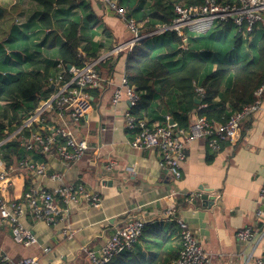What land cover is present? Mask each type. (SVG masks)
<instances>
[{
  "label": "crops",
  "instance_id": "crops-1",
  "mask_svg": "<svg viewBox=\"0 0 264 264\" xmlns=\"http://www.w3.org/2000/svg\"><path fill=\"white\" fill-rule=\"evenodd\" d=\"M154 2L146 0L145 12L155 9ZM83 3L92 7L88 8V14L94 13L93 22L84 21L86 14L82 8L70 10L62 6L56 15L58 20L80 21L81 49L91 42L90 52L98 56L110 51L116 43L131 38L125 21L108 11L102 0H84ZM41 14L42 7L33 0H0V56L2 48H6L13 58L21 57L26 62L36 59L40 64L34 66V70L59 60V47L66 41L65 29L48 41L52 46L42 45L49 30L41 24ZM259 24L256 36L264 32V20ZM195 38L193 36L191 42L194 47L197 45ZM202 50L203 55L206 49ZM163 52L166 53L161 49L160 53ZM119 55L111 59V64L116 62L114 71L109 74L113 84L93 90V107L81 120L79 138L86 139L91 146L85 155L79 161L66 162L56 147L48 153L36 147L26 158L47 166L46 173L39 175L35 184L52 190L63 183H81L89 193L100 195V202L94 205L81 199L71 206L62 203L64 219L56 224L39 219L27 207L21 215V223L38 236L39 242L31 246L17 242L11 226L0 219V243L14 259L37 256L43 264H92L86 251L101 249L126 214L141 207L149 219H160L149 229L161 230L167 235L164 239H156L146 232L135 246L132 258L138 264H147L153 255L163 253L162 261L172 264L175 257L171 254L175 255L182 246L181 229L177 221L163 218L168 206L174 204L177 216L202 243L212 264H257L259 259H264V220L257 216L264 183V96L261 108L244 122L242 136L236 143L225 142L219 151L211 150L205 139L189 143L182 176L174 180L162 168L158 152L133 145L134 133L127 129L125 120V113L130 109L126 93L123 92L117 104L112 101L113 91L121 85L126 73L127 54ZM105 66L101 68L107 76ZM231 85L227 80L225 88ZM169 99L171 103L167 105ZM178 99L175 92L165 98L156 97L144 112L148 125H166V116L173 108L178 109ZM228 105L229 102L219 95L208 108L213 110ZM202 107L205 105L189 113L190 122L199 117ZM18 172L24 177L14 174L3 183L0 181V200L20 201L32 186L29 169L25 167ZM204 195L207 200L203 199ZM247 227L254 235L245 242L239 239L238 231ZM45 247L51 250L44 252Z\"/></svg>",
  "mask_w": 264,
  "mask_h": 264
},
{
  "label": "built area",
  "instance_id": "built-area-1",
  "mask_svg": "<svg viewBox=\"0 0 264 264\" xmlns=\"http://www.w3.org/2000/svg\"><path fill=\"white\" fill-rule=\"evenodd\" d=\"M108 11L119 15L131 32V38L125 42L116 43L110 51L87 60L80 67L62 63L58 64L59 72L49 79L53 90L49 96L42 98L32 111H29L19 123L6 124L4 135L0 139V181L5 180L12 167L2 159L3 147L21 138V145L28 151L40 148L48 153L54 147L66 162L79 161L90 149L86 139L79 138L78 129L81 120L93 107V96L90 89L109 88L113 84L112 76L103 75L102 64L112 59L122 51H130L142 41L167 31H176L183 35V29L204 31L216 22L222 24L234 23L244 38L252 39L259 23L264 20V0H241L238 4L221 3L217 0H202L199 5L187 6L182 2L175 5L176 17L170 25L160 26L152 31H142L141 25L133 18L127 17L126 10L119 5L118 0H102ZM199 93L203 92L198 87ZM123 92L126 93L130 109L125 113L127 129L134 133L133 145L139 149L156 151L161 155V166L174 180L182 176V164L186 158L185 150L189 143L205 139L209 148L219 151L225 142L236 143L242 136V127L246 120L251 119L262 106L264 84L256 91L255 100L232 112L225 122H210L205 117H197L187 129L181 128L176 122L170 123L171 116H166V125L149 126L147 118H140L132 112L139 105L140 94L129 86L126 74L120 86L113 91V103L117 104ZM21 164L26 165L32 178V186L20 201L5 202L0 200V219L11 226L17 242L31 246L39 242L38 236L26 229L21 223L23 215L30 207L39 219L48 224H56L64 219L65 206H71L81 199L89 204L97 205L100 195L91 194L81 183H63L52 190H47L34 183L39 175H44L47 166L26 159ZM56 174L53 178H56ZM193 198V195H190ZM61 200V202H60ZM139 207L126 214L122 223L107 243L98 251L87 250L92 264H108L114 257L132 249L148 224L160 222V219H149ZM178 210L170 204L163 220L177 221L181 227L182 248L172 264H212V259L204 246L193 235L192 230L177 216ZM257 216L264 220V183L259 195ZM252 229L242 228L238 237L248 241L253 237ZM51 249L45 247L44 252ZM0 264H43L37 256H26L14 259L0 243ZM257 264H264L259 259Z\"/></svg>",
  "mask_w": 264,
  "mask_h": 264
},
{
  "label": "trees",
  "instance_id": "trees-1",
  "mask_svg": "<svg viewBox=\"0 0 264 264\" xmlns=\"http://www.w3.org/2000/svg\"><path fill=\"white\" fill-rule=\"evenodd\" d=\"M33 1L42 7L40 22L49 30L42 45L47 44L49 40H54L58 31L63 29H65L66 41L59 47L58 61L35 70L33 67L40 64L36 59L30 58L27 62L21 57L16 59L6 51V48H2L3 53L0 56V139L4 135L8 122V124L19 123L29 111L35 109L42 98L50 95L53 87L49 79L58 74L59 63L80 67L85 61L97 57L95 52H90L91 42L83 49L80 48L83 36L80 33L79 20H58L56 17L57 10L62 6H67L70 10L82 8V12L86 14L84 21L93 22L94 13L88 14V8H92L90 4L84 5V0ZM217 1L231 4L241 2V0ZM124 2L118 0L119 5L126 10L127 17L135 19L139 24L142 21L141 29L144 31H152L160 26L170 25L174 21L177 3L182 2L187 6L199 5L202 0H155L153 4L155 9L149 12L143 9L146 0H129L127 4ZM213 26L204 31L186 30L198 34L194 39L196 47L191 45L193 35L187 36L186 33L179 35L176 31H167L158 36L169 35V39L163 38L155 42L154 39L148 38L134 46L132 50L119 53L120 55L127 54L125 74L128 84L140 94L139 105L132 110L134 114L145 118L144 112L149 110L156 97L165 98L168 94L175 92L179 98V106L176 110L173 108L168 115L179 127L187 129L191 123L189 113L200 105H205V107L200 108L199 116L205 117L210 122H225L232 112L255 100L256 91L264 84V32L256 36V29L252 39L249 40L244 38L237 29L233 41L232 38L226 37L223 42L218 41L223 38L219 39L214 34ZM228 30H230L229 27ZM161 49L166 53H160ZM202 49H206L205 55L201 54ZM242 50L246 52L240 53ZM104 64L107 68V75L114 71L116 62L111 64L110 59L102 65ZM227 80L232 82L228 89L225 88ZM197 87H202L203 92L199 93ZM90 91L93 92V89ZM219 95L229 102L228 108L220 106L210 110L208 106H212L214 99ZM196 99H199L201 104H198ZM4 102L9 105H3ZM170 103V99L167 100L166 104ZM33 151H28L21 145L20 137L5 145L2 159L8 164V168L12 167L13 170H10L3 181L14 174L23 178V174L18 171L25 169L26 166L21 164V161L24 162L27 154ZM24 180L27 179L24 178ZM151 225H146L132 249L117 255L108 264H138L132 258V254L138 241L146 232L156 239L166 238L167 234L161 233V230L151 231L149 229ZM180 250L175 255L171 254L175 257L174 260L178 257ZM163 255V253L153 255L147 264H165L162 261Z\"/></svg>",
  "mask_w": 264,
  "mask_h": 264
},
{
  "label": "rangeland",
  "instance_id": "rangeland-1",
  "mask_svg": "<svg viewBox=\"0 0 264 264\" xmlns=\"http://www.w3.org/2000/svg\"><path fill=\"white\" fill-rule=\"evenodd\" d=\"M123 1H125L124 4H127L129 0H123ZM224 25H226L227 27H224ZM260 26L261 25L259 24V28H260ZM228 27H229L230 30H228ZM237 29H238V27L232 22L231 23H226V24H220V23L216 22L215 25L213 26V30L212 31H214V34H216V36L219 39L223 38V39L218 40V41H223L224 42V38H226L227 36L232 38V41H233L234 40V35H235V33H237ZM186 30H187L186 28L183 29L184 33H186L187 36H189V35L190 36L198 35V34H193L191 32H187ZM151 38L154 39L155 42H157V41H161L163 38L169 39V35L168 36H162V37H160L158 35H154ZM6 103L7 102H4L3 105L8 106L9 104H6ZM10 120H11V118H10Z\"/></svg>",
  "mask_w": 264,
  "mask_h": 264
},
{
  "label": "water",
  "instance_id": "water-1",
  "mask_svg": "<svg viewBox=\"0 0 264 264\" xmlns=\"http://www.w3.org/2000/svg\"><path fill=\"white\" fill-rule=\"evenodd\" d=\"M67 68H71V65L70 64H67ZM196 101L199 103L200 102V100L199 99H196ZM170 123H174L175 121L173 120V119H171L170 121H169ZM207 196L206 195H204L203 196V199H206L207 200Z\"/></svg>",
  "mask_w": 264,
  "mask_h": 264
}]
</instances>
